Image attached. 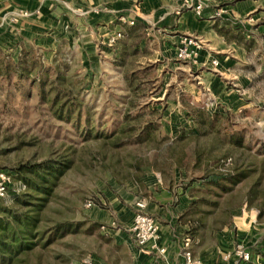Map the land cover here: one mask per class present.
<instances>
[{
	"label": "rangeland",
	"instance_id": "1",
	"mask_svg": "<svg viewBox=\"0 0 264 264\" xmlns=\"http://www.w3.org/2000/svg\"><path fill=\"white\" fill-rule=\"evenodd\" d=\"M124 27V38L107 56L89 48L82 55L75 38H59L55 49L43 42L26 47L59 67L64 85L78 96L82 116L77 128L54 117L47 104L39 107L29 80L19 91L13 74L0 79V170L17 182L22 175L39 179L24 171L28 166L69 161L39 211L40 226L77 225L76 232L45 247L38 242L9 264H81L86 258L134 264L130 248L117 235L124 217L115 211L129 212L127 201L137 196V201L171 196V214L177 205H187H180L177 218L186 226L184 234L192 237L201 230L210 245L220 231L249 214L251 240L264 243L263 40L246 41L254 52L241 62V93L232 103L214 96L209 81L198 78L200 71L189 62L172 54L157 60L159 44L149 43L143 23ZM3 49L14 57L21 52ZM147 121L159 128L139 142L135 135ZM233 133L242 137V145L230 139ZM229 173L243 175L225 190L219 182ZM16 195L1 199V219L6 217L3 207L6 213L31 207Z\"/></svg>",
	"mask_w": 264,
	"mask_h": 264
},
{
	"label": "crops",
	"instance_id": "2",
	"mask_svg": "<svg viewBox=\"0 0 264 264\" xmlns=\"http://www.w3.org/2000/svg\"><path fill=\"white\" fill-rule=\"evenodd\" d=\"M181 1L0 0V48L10 46L20 51L29 45L40 46L38 43L43 42V46L55 49L59 38H75L77 45L82 48V55H86V48H89L93 53L104 52L107 56L124 38L111 47L107 44L109 36L117 31L125 36L124 26L130 24L120 21V17H126L135 20L134 25L143 23L146 26L144 36H147L149 43L159 44L157 60L165 57V54L176 56L185 38L193 37L202 42L198 62L189 64L200 71L197 73L198 78L209 81L214 96H220L224 102L232 101L237 93H241L239 89L242 86L238 85L242 81L241 62H247L249 55L254 52L246 41L260 37L264 44V0H205L203 16H198L193 9L178 13L177 7ZM23 9L28 11V16L14 20V13ZM239 37L245 43H240ZM214 59L219 60L216 66L213 64ZM229 82L233 86H228ZM138 199L141 197L127 201L131 205L129 212L126 209L115 211L124 217L123 231L118 229L117 235L120 242L130 248L134 264H147L152 259L157 264H185L183 241L186 226L179 225L177 218L182 211L180 205L183 208L187 205H177L171 214V196H164L163 199L157 196L155 201L144 200L145 210L152 211L165 222L159 224L161 242L168 246L167 255L162 259L158 258L157 252L155 256L144 255L130 233ZM235 223L231 229L226 227L227 230L220 231L215 245H210L206 233L201 230L197 235H192L194 256L203 260V264H232L233 261L225 260L224 255L236 243L244 242L249 244L254 260L264 262V243L257 244V241L251 240L250 215L236 219ZM235 226L237 230H234ZM92 262L106 264L102 260L97 262L92 259Z\"/></svg>",
	"mask_w": 264,
	"mask_h": 264
},
{
	"label": "trees",
	"instance_id": "3",
	"mask_svg": "<svg viewBox=\"0 0 264 264\" xmlns=\"http://www.w3.org/2000/svg\"><path fill=\"white\" fill-rule=\"evenodd\" d=\"M51 72H53V77L49 76ZM12 74L16 78L19 91H22L21 87L26 79L36 86L39 107L47 104L54 117L70 122L75 128L81 124L82 103L78 96L73 94L72 89L64 85V77L61 75L59 67L44 61L32 48L24 47L17 57L0 48V79H8ZM27 92H29L28 89ZM199 114L202 116L204 113L199 111ZM154 123L152 121L145 122L135 138L139 142L147 140L159 128ZM85 124L87 125V122ZM84 129L89 132L86 126ZM96 135L103 134L97 132ZM236 136L237 139L234 140ZM230 139L239 145L243 144L242 137H238V134L233 133ZM69 166V161L61 160L45 161L39 166L25 168L24 171L36 173L39 179L21 176L20 181L25 184L26 189L16 195L15 199L18 202L31 204L28 210L18 212L12 210L6 213L7 208L3 207L6 217L0 218V261L9 264L14 257L29 251L38 242H42V246L45 247L53 240L77 231V225L69 221H63L46 228L40 226L41 214L39 211L56 185L57 179ZM242 175V173L237 175L229 173L219 182V185L228 190L227 183L236 184ZM0 201L2 200L0 199Z\"/></svg>",
	"mask_w": 264,
	"mask_h": 264
},
{
	"label": "built area",
	"instance_id": "4",
	"mask_svg": "<svg viewBox=\"0 0 264 264\" xmlns=\"http://www.w3.org/2000/svg\"><path fill=\"white\" fill-rule=\"evenodd\" d=\"M193 9L198 16H203L206 10L205 0H182L178 4L177 12L182 13L185 10ZM13 19L16 20L19 17L28 16L26 9L17 11L14 13ZM120 21L127 22L130 25L136 23L135 20H129L126 17H120ZM123 37L121 31L113 32L108 40L107 44L113 47L116 46L119 39ZM179 45L176 51V57L182 61L198 62L200 55V48L202 42L193 37L185 38ZM213 64L216 66L219 64L218 59L213 60ZM26 189L25 184L22 181H14L12 175L6 170H0V199H6L9 194H20ZM87 207H91L92 203L89 201L86 203ZM137 212L134 214L133 221L130 225V233L135 240L136 245L140 248L141 252L148 256L158 253V258L165 259L168 251V246L161 242V227L156 219L145 212L146 203L144 200H139L136 203ZM184 250L183 257L185 264H203V260L196 258L192 252V237L189 234L184 236ZM225 260H232V264H264L263 261H255L249 244L244 242H238L224 255ZM81 264H94L91 258L82 260ZM147 264H157L155 259L150 260Z\"/></svg>",
	"mask_w": 264,
	"mask_h": 264
}]
</instances>
